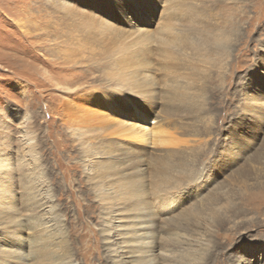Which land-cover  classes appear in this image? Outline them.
<instances>
[{"label": "rangeland", "instance_id": "1", "mask_svg": "<svg viewBox=\"0 0 264 264\" xmlns=\"http://www.w3.org/2000/svg\"><path fill=\"white\" fill-rule=\"evenodd\" d=\"M119 1L115 0L112 7L109 0H0V157L3 152L11 156L12 147L16 148L7 142L15 138L18 117L25 113L34 116L42 165L50 174L48 184L53 189L63 233L69 234L73 264H108L101 231L107 214L102 216L100 202L89 190L78 162V147L64 127L60 112L88 108L86 93L94 89L107 91L113 101L127 99L130 94L118 99L107 78L116 60L115 45L103 44L100 39L102 44L92 50L85 27L68 10L77 9L87 19H102L101 29L106 35L120 39L127 32L138 33L132 28L133 22L138 26L137 20L145 15L151 22L148 29L157 30L164 0H128L118 6ZM177 2L184 7L182 18L174 21L179 30L185 29L188 34L194 31L196 34L190 37L227 35V47L221 50L211 39L208 52L184 51L181 59L167 61L156 54L154 40L141 47L142 51L145 48L142 58L149 63L147 67L161 89L149 102L131 98L121 105L129 111L134 108L132 103L136 108L141 105L148 118L160 120L157 130L167 143L138 148L144 168L151 169L140 178L145 183L159 178L154 159L172 164L176 176L177 166L182 169V178L171 182L174 193L178 191L174 213L180 216L177 222L166 223L170 232L183 237L172 254L181 257L190 244L200 242L206 244L201 264H264V251L259 248V244L264 245V0ZM61 3L67 6L71 21L65 19L64 11L60 12ZM50 5H55V10ZM80 31L84 48L76 49L71 45L75 40H69H80ZM102 45L110 50L103 53ZM133 49L126 53L127 61L141 60ZM199 74L205 81V90L198 96L201 106L193 105L190 98L172 101L173 88L168 87L177 82L179 93L186 95V77ZM162 80L168 84L163 86ZM97 105L103 110V105ZM102 113L111 117L107 108ZM119 132L114 130L110 138L117 140ZM102 137L100 134L96 142ZM127 141L126 146H138L131 138ZM151 190H146L148 196ZM193 212L203 226L197 234L190 225ZM26 234L23 231L22 235ZM178 255L164 264H173Z\"/></svg>", "mask_w": 264, "mask_h": 264}, {"label": "bare ground", "instance_id": "2", "mask_svg": "<svg viewBox=\"0 0 264 264\" xmlns=\"http://www.w3.org/2000/svg\"><path fill=\"white\" fill-rule=\"evenodd\" d=\"M109 1L112 7L116 6L115 0ZM123 1L128 0L119 1L118 6L124 5ZM163 3H165L164 14L157 19L159 27L155 29L156 31L152 32L148 29L151 22L147 15L141 19L137 16L138 26L133 22L132 28L139 32L135 35L134 32H127L121 39L117 35H106L103 30L104 25L101 24L102 19H87L77 9L68 10L85 27L86 38L92 50L94 46L102 43L115 45L116 60L112 62L113 68L107 74V78H110L108 80L115 87L114 94L118 99L130 94L126 96L127 99L113 101V97L107 91L94 89L93 92L86 93L88 102L86 107L89 109L74 108L60 112L63 114L64 127L78 147L80 153L78 162L83 166L89 190L99 200L103 210L102 216L107 214L101 231L107 245L108 264H164V261L171 260L170 257L173 255H178L174 252L172 254L171 250L183 240V237L180 239L179 233L170 232L166 226L167 222H177L180 216L174 213L178 191L174 193V184L171 183L176 182L178 176L182 178L180 166H177L178 176H176L172 173V164L154 159L155 173L159 178L146 183L140 178L146 170L151 172V169L144 168L145 164L140 160L138 148L147 144H152L156 148L167 143L163 142V137L157 130L161 125L160 120L148 118L140 110L141 105L136 108L132 103L134 108L131 111L126 110V105H121L123 102H129L131 98L149 102L151 97L155 98L153 95L158 94L161 86L158 87L157 81L147 67L149 63L146 64L145 58H142V55L145 56L143 52L145 48L142 51L141 47L150 42V39L154 40L158 47L157 50L155 48L156 54L161 55L164 61L181 59V53L184 51L205 53L212 46L211 39L215 41L212 42L217 48L223 50L227 47V35L201 34L199 37L191 36V38L189 35L196 34L194 31L188 34L185 33V29L179 30L174 21L182 18L184 7L182 4L178 5L177 0H164ZM136 6L140 10L137 4ZM52 7L55 10L56 6L50 5V8ZM59 9L60 12L64 11V17H67L65 19L71 21V15L65 11L67 6L61 3ZM77 35H81V39L77 40V37L70 39V42L75 40L71 45L77 46L76 49L84 48L83 31ZM202 35L205 36L201 39ZM133 48L137 49L134 53L138 52L141 60L127 61L126 53ZM101 50L107 53L110 49L102 45ZM163 80V86L167 85L168 83ZM186 81L188 82L186 95L182 91L179 93L177 82L176 85L172 84L168 87L170 90L173 88L172 101L190 98L193 105L200 107L201 98L198 96L205 90L203 76L191 75L186 77ZM69 95L73 96L72 93ZM254 95L256 96V93ZM97 103L104 106L103 110L107 108L112 118L102 113L103 110ZM20 116L16 121L15 138L7 142L10 146L15 144L16 148L12 147L14 150L10 151L11 156L3 152L0 157V238L4 235L0 240V264H73L68 248L69 234L63 233L64 229L52 199L53 189L51 184H48V181L51 182L50 174L48 175L42 165L40 138L39 134L35 133L34 116L27 113ZM112 128L120 131L117 140L110 138L114 134ZM100 134L104 137L100 142H96ZM130 138L138 146H126ZM160 187L161 191H159ZM150 189L152 190L148 196L146 190ZM16 194L15 198L13 195ZM205 200L208 201L209 198ZM206 204L211 206L210 203ZM190 219V225L194 227L193 234H197V229L203 227L198 221L200 217L193 212L190 214ZM206 225L209 226L210 223ZM11 226L14 229L8 230ZM25 230L27 236L22 235ZM115 235L118 236L117 240L113 239ZM187 240H191V237H187ZM205 245L200 242L190 244L186 254L181 257L176 256L173 264L177 260L179 263L182 262L181 264H201ZM259 248L264 251L263 244H259ZM114 252L117 253L113 255Z\"/></svg>", "mask_w": 264, "mask_h": 264}]
</instances>
